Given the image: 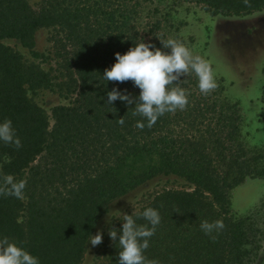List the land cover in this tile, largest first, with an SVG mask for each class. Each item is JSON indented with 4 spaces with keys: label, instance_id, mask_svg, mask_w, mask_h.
<instances>
[{
    "label": "trees",
    "instance_id": "16d2710c",
    "mask_svg": "<svg viewBox=\"0 0 264 264\" xmlns=\"http://www.w3.org/2000/svg\"><path fill=\"white\" fill-rule=\"evenodd\" d=\"M193 6L211 16H239L264 9V0H42L36 9L27 0H0V120L12 121L22 144L0 143V176L27 182L23 199L0 196V238L22 243L41 264H80L114 199L175 175L193 190H163L137 209L153 207L161 216L146 257L159 264L254 263L260 229L228 204L234 187L264 178V150L247 146L243 118L223 85L202 95L194 75L182 77L189 106L151 128L135 126L134 105L106 104L114 87L139 95L131 81L103 80L115 54L141 39L162 48L159 38L178 30L177 14ZM49 27L62 79L2 42L17 40L37 58L35 33ZM53 89L68 102L48 114L31 94ZM260 101L264 119V80ZM218 219L225 225L218 234L200 230L201 221ZM121 227L120 220L112 229ZM118 239L108 243L106 264H117Z\"/></svg>",
    "mask_w": 264,
    "mask_h": 264
},
{
    "label": "rangeland",
    "instance_id": "374dc122",
    "mask_svg": "<svg viewBox=\"0 0 264 264\" xmlns=\"http://www.w3.org/2000/svg\"><path fill=\"white\" fill-rule=\"evenodd\" d=\"M27 2L36 9L42 0ZM177 19L183 23L178 30L169 32V38L183 42L194 54L201 55L212 64L217 82L224 87V97L239 108L247 146L264 150V119L260 101L264 80V9L239 16H211L200 7L193 6L189 14L179 11L174 22L176 26ZM55 33L51 27L36 31L35 49L42 54L37 58L17 40L3 39L2 42L25 59L40 63L44 69H50L62 79L57 70L59 57L53 47L52 37ZM63 95L56 89L31 94L48 114L53 106L68 102ZM163 190L191 191L193 186L178 176L163 175L114 199L98 219L91 234L94 236L101 232L102 242L92 246L90 236L80 264H106L108 243L111 241L109 231L120 222V213L128 214L133 207L139 209ZM228 209L235 216L249 217L259 227L261 246L253 264H264V178H248L234 187L229 193Z\"/></svg>",
    "mask_w": 264,
    "mask_h": 264
},
{
    "label": "clouds",
    "instance_id": "9594fccd",
    "mask_svg": "<svg viewBox=\"0 0 264 264\" xmlns=\"http://www.w3.org/2000/svg\"><path fill=\"white\" fill-rule=\"evenodd\" d=\"M244 2L247 4L248 0ZM159 41L162 48L141 39L126 53L117 52L115 63L109 69H105L102 75L103 80L107 82L131 81L133 86L139 89V95L133 97L126 90L121 91L114 87L107 92L106 101L108 105L117 100L134 105L132 115L140 117L135 125L139 129L151 128L165 114L183 111L189 106L190 92L182 86L184 81L182 77L194 75L196 86L202 95H208L218 86L212 64L207 59L194 54L177 39L159 38ZM117 122L123 125L125 120L122 117ZM0 143L14 145L17 149L22 147L10 119L0 120ZM26 183V180H17L11 174L0 176V196L23 199ZM118 218L122 221V227L109 231L113 241H117L119 234L117 264H159L158 260H149L145 255L150 246V239L155 235L161 222L159 211L153 207L137 211L133 207L130 215L120 213ZM141 218L147 223L138 224L137 220ZM199 227L204 234L211 236L213 233L221 232L225 225L219 219L212 222L204 220ZM102 239L103 234L97 232L96 235H91L89 243L97 246ZM0 264H41V261L22 243L2 237Z\"/></svg>",
    "mask_w": 264,
    "mask_h": 264
}]
</instances>
